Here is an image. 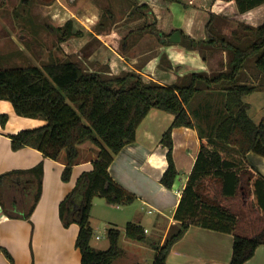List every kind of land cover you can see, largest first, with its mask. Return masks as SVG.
I'll list each match as a JSON object with an SVG mask.
<instances>
[{
    "label": "trees",
    "instance_id": "obj_1",
    "mask_svg": "<svg viewBox=\"0 0 264 264\" xmlns=\"http://www.w3.org/2000/svg\"><path fill=\"white\" fill-rule=\"evenodd\" d=\"M132 1L136 11L131 14L143 15L144 10L150 11L147 5ZM42 2L50 5L54 0ZM235 2L241 13L264 4V0ZM106 13L112 17L110 10ZM210 23L207 25V40L197 41L181 32V43L189 50H199L201 56L207 47L229 54V69L213 76L192 72L179 77L176 83L162 85L135 71L106 79L99 75L100 72H87L79 62L0 70V100L11 102L19 116L41 117L46 121L39 128L12 136L14 150L31 146L52 160H58L65 153L62 179L69 182L73 167L80 158L79 147L90 142L99 148L93 169L78 178L76 187L60 205L63 225L68 227L73 222L79 225L76 248L81 255V264H112L124 254L120 246L122 232L117 228H110L107 232V250L98 251L92 247L91 211L96 198H103L110 205H129L137 199L113 180L108 169L114 157L126 145L135 142L138 127L152 109L174 116L161 140L168 148L169 166L161 179L166 188L172 189L178 176L173 159V129L193 128L201 138L197 161L175 213L181 229L157 248L153 264H167L172 245L192 225L234 235L230 264H245L264 245V227L252 236L241 234L238 231L239 217L227 204L231 199L241 197L240 187L244 181L255 188L264 184V177L243 166V159L249 152L264 157V120L259 125L255 124L249 116L248 105L243 101L253 92L264 91V23L257 28L242 27L253 38L247 47H241L218 33L212 34ZM57 31L61 41L82 34L74 31L72 20ZM173 32L161 35L154 21L131 33H149L169 45L166 39ZM128 37L124 38L123 47ZM249 59H253L251 72L260 78L257 85L242 83V72ZM1 121L5 125L8 116L3 115ZM221 145L234 147L240 158L233 155L231 158V153ZM23 174L36 177L33 204L24 216L30 218L42 195V164L30 171L0 175V201L6 182ZM253 194L264 210V196L258 191ZM125 236L138 243L147 241L145 229L131 222L125 227Z\"/></svg>",
    "mask_w": 264,
    "mask_h": 264
},
{
    "label": "crops",
    "instance_id": "obj_2",
    "mask_svg": "<svg viewBox=\"0 0 264 264\" xmlns=\"http://www.w3.org/2000/svg\"><path fill=\"white\" fill-rule=\"evenodd\" d=\"M110 2L112 17L109 19L112 24L107 26L104 23L99 24L100 11L93 0H54L47 6H41L38 2L40 6L37 7H42L40 12H45L48 16L46 25L42 21L37 22L39 11H35L36 15H34L32 9L35 6L30 7V2H25L23 11L27 13V22H37L42 28L45 26L50 30L61 28L60 25H56L59 24L60 12L70 13L67 21L72 20L74 31L81 32L82 36L74 37L69 41V52H73L72 49L77 51L88 40L97 38L98 48L91 53L90 51L82 52V57L89 61L99 53L105 59L108 58V66L113 74L120 73V70L135 71L149 81L171 85L176 83L179 77L192 72L213 76L226 71L225 67L224 70L214 71V62L220 53L224 57L227 56L224 51L207 47L208 54L203 58L199 50H189L181 42L166 45L151 34H146L150 38L141 40L132 39L131 41L128 37L130 41H126L121 52L114 50L107 41L110 39L117 44L120 37L125 34L127 36V32L132 31L129 25L134 19L121 18L123 11L127 13V16L131 15V11L123 1L110 0ZM137 2L139 5H147L156 15L158 30L181 31L197 41L208 39L207 25L211 22L212 34L218 33L232 39L241 47H247L253 38L242 27L257 28L264 23V4L241 13L235 0H138ZM161 2L165 5L162 6ZM3 7L11 8V1L1 0L0 8ZM119 14L120 18H118ZM4 19V16H0L1 49L6 48L5 40H3L6 30L9 31L11 39H16L15 42L36 46L31 34L21 33L18 37L15 32H12L13 26L10 19H7V24L2 21ZM95 27L102 31V37L109 39L99 37L94 31ZM33 29L34 26L29 27V30ZM144 41H150L153 48L141 49L140 47L145 46ZM101 45L109 49L110 57L102 51ZM161 57L166 58L163 63L166 65L163 67L160 66ZM259 79L249 71L243 75L242 83L257 85ZM243 101L249 107V116L255 124L259 125L264 120V91L253 92L245 96ZM3 115L8 116L5 125L1 121ZM173 121L172 114L152 109L138 127L135 142L126 145L114 157L108 169L115 182L137 197L134 203L136 205L130 207L132 208L130 214L135 215L132 223L145 229L150 244H155L156 239L160 238V242L155 244L157 248H161L181 229V222L175 219V213L201 149V138L196 129L188 127L173 129V159L178 176L172 189L166 188L161 183V179L169 166L168 148L161 140ZM45 124L46 121L43 118L17 115L11 102L0 100V175L15 171H30L40 164L43 166L42 195L30 218L24 216L29 212L36 193L35 175H16L3 187L0 201V264H81V255L76 248L79 225L74 222L68 227L63 225L60 218V205L74 190L78 178L84 172L93 169V162L98 158L99 148L90 142L80 146V158L73 167L71 180L64 182L62 173L66 164L62 155L58 160H52L45 158L41 151L31 146L19 150L12 148V136ZM220 147L230 152L231 158H233L232 155L240 158L234 147L226 145ZM243 162L245 169L264 177V157L249 152ZM256 188L254 185L248 186L244 181L240 187V209L238 212L232 210L240 220L238 231L245 236H252L264 227V210L255 201V194H253L258 191V194L263 197L264 184ZM110 207L113 206L109 204L102 207L97 217L92 210L91 226L94 221L108 224L114 222L116 224L113 225L118 229L120 225L118 220L109 217L111 209L108 208ZM145 214L148 218H145ZM233 244L234 235L231 233L192 225L172 245L167 256V264H230ZM245 264H264V245L260 246L254 257Z\"/></svg>",
    "mask_w": 264,
    "mask_h": 264
},
{
    "label": "rangeland",
    "instance_id": "obj_3",
    "mask_svg": "<svg viewBox=\"0 0 264 264\" xmlns=\"http://www.w3.org/2000/svg\"><path fill=\"white\" fill-rule=\"evenodd\" d=\"M2 1H5V0H2ZM8 1H11V8H6V7H3L2 9L0 8V16L1 17L4 16L5 18L2 21H5V23L7 24L8 22L7 19H10L11 25L13 26L12 32H15L17 35L18 34L20 35L21 33L31 34L35 40L34 43L36 46H34V44L31 45L30 43L22 42L21 44H19V42H15L16 39L14 38L11 39V35L9 31L6 30L5 31L6 34L3 39L5 40L6 48L4 49H1L2 47L0 48V70L18 69V68H23L27 66H36L39 68H43L44 66L58 63V62L59 63L79 62L83 65V67L87 70V72H91V73L100 72L99 75L106 79L120 77L126 73L120 70L119 71L120 73L113 74L111 72V69H109V66H108V63H109L108 58L105 59L104 56L99 55V53L97 56H93L92 59L89 61H86L82 57V52L85 53L86 51H90L89 53H91V51L96 50L98 48L99 41L97 38L88 40L87 43L83 44V46L81 45V49H78L77 51L75 49H72L73 52H69V41L73 39L74 37L66 41H61L60 32L57 31L59 28L58 29L54 28V30H50L44 26L43 27L44 29H43L41 25L37 23V22L42 21V23L46 25L48 21V16L46 15V13L40 12L41 11L40 8L42 7H37V6H40L39 4H41V6L48 5V4H44L42 0H8ZM113 1L115 2V0ZM120 1H123L131 12L136 11L134 10L135 5L132 0H120ZM137 1L138 0H136V2ZM25 2L26 3L30 2L29 4H30V7L32 8L33 6H35V8L37 7V9L35 8L32 9V12L34 13V15H36L35 11L37 10L39 11V13L37 14V22H34V21L27 22L26 20L27 13L25 14L23 11ZM93 2L95 5H97V7H99V11H100L99 24L104 23L106 26L111 25L112 23L110 24L109 13L108 14L106 13L107 11L111 9L110 0H93ZM162 4H161L162 6L165 5L164 2ZM121 14H122L121 15L122 19L123 17L134 19V21L129 25L132 31L140 29L147 24L153 23L154 21L157 22V17L156 15L153 14L151 10L150 11L144 10L143 15L136 13L134 15L131 14L130 16H127L126 15L127 13L124 11ZM69 17H70V13L66 11L60 12L58 14L59 24H56V25H60L62 27L64 22H66L69 19ZM118 18H120V14L118 15ZM29 22L32 25H30ZM30 26L31 27L34 26V29L29 30ZM20 30L22 31L20 32ZM94 31L97 33L99 37L103 36L102 31L98 30L96 27L94 28ZM132 31H130L129 33L127 32L128 34L127 36H129L131 41L132 39L141 40L144 38H150L149 35H146L149 33H144V34L131 33ZM170 33H172L171 30H169V32L160 30L161 35L170 34ZM102 38L107 39V40L109 39L107 37H102ZM124 38H126V34L120 37L119 42L117 44H114L110 39L107 42L114 50L121 52L122 47L125 44ZM128 41L130 40L128 39ZM143 45L145 46L140 47L141 49L142 48H149V49L153 48V45L151 44L150 41L149 42L144 41ZM101 48H102V51L108 57L111 56L110 51H108L109 49L107 50L105 47H103V45H101ZM202 52H203V55L206 57L208 54L207 48H204ZM226 55L227 56L224 57V55L220 53L217 60L214 62V65H215L214 71L218 72L220 70H224V67L226 70L229 69L228 62H229L230 56L228 53H226ZM87 58L88 57H86V59ZM165 59L164 58L162 59L161 64H160L161 67L166 65V64H163ZM252 64H253V59L247 60L245 64V69L242 72V77L249 71L253 70V68H251ZM161 67L160 69L163 70V68ZM38 119H41V117ZM62 156L65 159V153H63ZM136 200L132 204H129V205H110L113 207L108 208V209H111L110 211L111 215L109 216L110 214L109 213L108 216L112 219L118 220V223L120 224L118 226L119 227L118 229L122 230V234H124L120 240V246L124 250V254L121 258L115 260L112 264H135L137 262H140L142 264H153L154 262L155 256L157 254V246L155 244H157V242H160L161 240L160 238L156 239L157 241H155V244H150L148 240L145 243H138V242L127 239L125 236L126 225L130 222L132 223L135 218V215L130 214V210H132V208L130 207H132L133 205H136L134 204ZM239 202H240V198H236V199H231V201H228L227 204L231 208V210L238 212L240 209ZM106 205H109V204L103 198H96L94 200L92 210L96 215L95 217H97L98 214L101 212L102 210L101 208L106 207ZM145 218H148L147 214H145ZM146 221L148 223V220ZM93 223H94L93 226H91L94 228V237L91 242L92 247L98 251L107 250L109 248V240H108L107 232L110 228H117L115 227V225H113L116 223L110 222L111 224H108L102 221H94ZM97 236L100 237L99 240L96 239Z\"/></svg>",
    "mask_w": 264,
    "mask_h": 264
},
{
    "label": "water",
    "instance_id": "obj_4",
    "mask_svg": "<svg viewBox=\"0 0 264 264\" xmlns=\"http://www.w3.org/2000/svg\"><path fill=\"white\" fill-rule=\"evenodd\" d=\"M182 40L181 31L174 32L170 37L166 39V41L170 44H179Z\"/></svg>",
    "mask_w": 264,
    "mask_h": 264
},
{
    "label": "built area",
    "instance_id": "obj_5",
    "mask_svg": "<svg viewBox=\"0 0 264 264\" xmlns=\"http://www.w3.org/2000/svg\"><path fill=\"white\" fill-rule=\"evenodd\" d=\"M97 239H100V237H97Z\"/></svg>",
    "mask_w": 264,
    "mask_h": 264
}]
</instances>
